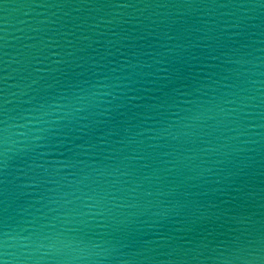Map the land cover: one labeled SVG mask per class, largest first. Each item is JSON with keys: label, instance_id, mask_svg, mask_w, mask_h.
Returning <instances> with one entry per match:
<instances>
[{"label": "water", "instance_id": "water-1", "mask_svg": "<svg viewBox=\"0 0 264 264\" xmlns=\"http://www.w3.org/2000/svg\"><path fill=\"white\" fill-rule=\"evenodd\" d=\"M6 231L9 264H264V0H0Z\"/></svg>", "mask_w": 264, "mask_h": 264}, {"label": "clouds", "instance_id": "clouds-1", "mask_svg": "<svg viewBox=\"0 0 264 264\" xmlns=\"http://www.w3.org/2000/svg\"><path fill=\"white\" fill-rule=\"evenodd\" d=\"M105 87H107V85H104ZM95 95H97L94 92H89L87 94H82L80 96H78L76 98V101H86L88 99V97H94ZM74 101H69L68 104H60V103H55L54 105H49L45 108L44 111L39 113V118L36 119L34 122L37 124H48L50 122V120H57L60 119L61 117L54 115L55 113L61 112L65 109H69V106L73 103ZM44 107V106H42ZM70 110V109H69ZM65 114H67V112H65ZM45 117H48L49 119H45ZM9 127L10 126H5V128L3 129V133H4V144L7 145L9 142V136L12 135V133L9 132ZM46 129L44 128H35V129H31L30 131H35V132H43ZM20 135L24 136L25 138H27L28 134L27 133H20ZM35 139H41L40 136L35 137ZM7 150V149H6ZM27 241L28 238L24 237V236H20V235H14L11 232L6 231L3 234V239L2 241H0V244H2V246L4 247V249L6 250L9 247V241ZM73 243L76 244L77 247H79V242H73V241H69L67 244L64 245L65 248L71 249V250H75L72 248ZM51 247V246H50ZM0 264H9V261L7 259V252L5 251V258L0 259Z\"/></svg>", "mask_w": 264, "mask_h": 264}]
</instances>
